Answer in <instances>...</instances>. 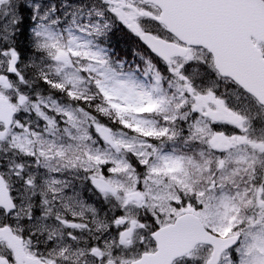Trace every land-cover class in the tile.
<instances>
[{
    "label": "snow or ice",
    "instance_id": "snow-or-ice-1",
    "mask_svg": "<svg viewBox=\"0 0 264 264\" xmlns=\"http://www.w3.org/2000/svg\"><path fill=\"white\" fill-rule=\"evenodd\" d=\"M0 264H264V0H0Z\"/></svg>",
    "mask_w": 264,
    "mask_h": 264
}]
</instances>
